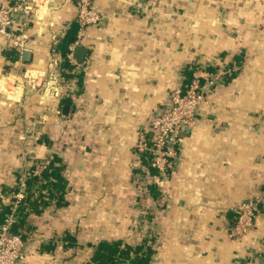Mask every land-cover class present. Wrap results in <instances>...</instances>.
<instances>
[{
  "label": "crops",
  "instance_id": "0c3cea01",
  "mask_svg": "<svg viewBox=\"0 0 264 264\" xmlns=\"http://www.w3.org/2000/svg\"><path fill=\"white\" fill-rule=\"evenodd\" d=\"M97 8L100 24L79 40L76 1L40 0L28 60L0 35V205L11 207L21 180L47 161L67 182L66 203L29 211L17 230L26 245L16 264H87L100 241L150 239L133 223L135 145L175 86L196 77L203 86L224 64L233 70L205 93L180 135L166 195L154 196L151 264H264V201L251 231L230 235L235 207L264 198V0H97ZM69 28L68 50L77 61L84 54L82 76L66 81L75 99L54 94Z\"/></svg>",
  "mask_w": 264,
  "mask_h": 264
},
{
  "label": "built area",
  "instance_id": "2783aa9c",
  "mask_svg": "<svg viewBox=\"0 0 264 264\" xmlns=\"http://www.w3.org/2000/svg\"><path fill=\"white\" fill-rule=\"evenodd\" d=\"M40 0H7V3L0 5V35L6 38L10 47L16 48L18 57L21 58L22 52L27 49V40L29 38V25L32 21L33 7L39 4ZM76 1V20L79 24V37H83L92 28L97 27L101 22V14L97 8V0H75ZM17 15L22 22V28L15 31L12 26L15 22L13 18ZM67 28L62 31V35L65 34ZM77 39V41H79ZM74 46V45H73ZM73 46L70 47V51L67 53L68 63L73 67L72 70L66 68L61 69V63L63 58L56 56L54 64L59 68L60 82H62L59 89H56L54 94L58 96H69L75 99L78 95L77 87L73 86L68 88L66 85L67 79L63 75V72L80 73L78 71L82 68V63H79L72 52ZM58 55V54H57ZM206 67L207 65H203ZM231 68L227 64L216 69L214 73H206L207 80L203 86L200 85L199 78H194L189 84L180 83L175 86L170 95L168 104L162 108L156 110L147 128V134L142 133L136 144L134 150V169L131 173V182L138 190V195L141 201H150V203L156 204V198L152 194V187H156L159 191L160 197L166 195V189L164 181L169 178L170 172L176 167L180 160V135L185 127L192 126L195 121V116L201 106L206 100L205 93L211 92L212 87L221 84L222 80L227 74L231 73ZM58 71V72H59ZM11 78L16 79L15 74L11 75ZM28 78L29 83L34 86V80L32 76ZM76 77H72L74 79ZM70 80V79H69ZM13 82H17L14 80ZM58 81L49 80L48 85H54ZM19 83V82H17ZM57 113L60 110L55 109ZM45 164V163H44ZM38 166L35 170L36 174H40L41 171L47 166ZM30 174V171H29ZM28 175L26 171L25 178ZM25 180H21L19 192L15 194V201L12 203L11 213H9L3 223L0 224V264H16L18 261L24 259V248L26 245V239L22 232L12 231L13 225L17 222V209L20 201L25 197ZM146 197V198H143ZM263 199H250L239 203L235 209L237 212V218L234 225L231 228L230 235L234 238H241L249 233L253 227V217ZM156 205L152 207L154 209V218L157 211ZM151 210V211H152ZM151 214V212H150ZM155 225V223H154ZM153 230V227H152ZM151 232L147 234L148 238L152 239L156 237ZM156 241V240H155ZM153 242L152 245L156 244ZM151 243V242H148ZM129 264V263H126Z\"/></svg>",
  "mask_w": 264,
  "mask_h": 264
},
{
  "label": "trees",
  "instance_id": "16d2710c",
  "mask_svg": "<svg viewBox=\"0 0 264 264\" xmlns=\"http://www.w3.org/2000/svg\"><path fill=\"white\" fill-rule=\"evenodd\" d=\"M68 31L64 41L60 44L61 53L65 57L61 63V69L72 70L73 67L68 63L67 53L69 51L68 45L75 40V34L71 32L70 28ZM8 51L12 50L8 49ZM7 57L10 59L15 58L9 54ZM79 74L69 71L63 73L66 79L76 76L81 77L82 75ZM188 80L189 76L186 82ZM66 184V179L61 175V167L56 166L53 162L48 164L39 175H29L25 179L26 195L20 201L17 209L18 222L13 225L12 231L17 232L21 228L29 211L40 214L53 201L57 206L66 203L64 197ZM156 192L157 188L152 187L154 196ZM11 207L0 205V223H3L7 215L11 213ZM153 242L154 238H144L141 243L135 245L126 244L122 240H103L96 245L93 256L87 264H151L155 253L152 247Z\"/></svg>",
  "mask_w": 264,
  "mask_h": 264
},
{
  "label": "rangeland",
  "instance_id": "374dc122",
  "mask_svg": "<svg viewBox=\"0 0 264 264\" xmlns=\"http://www.w3.org/2000/svg\"><path fill=\"white\" fill-rule=\"evenodd\" d=\"M133 187H134L133 189H134L135 196L138 197V199H136L135 202L133 203L134 211H136L135 215H137L136 216L137 220H133V221H135L133 223L138 225L137 228L141 229V231L144 230V232H146L147 234L149 232H151L153 235V234H155L154 231H156L155 225H154V223H156V221L152 219V217L154 218V213H155V212H153L154 209L152 210V207L155 204L150 203V201H145V199H144V201H141V199L138 196L140 194L138 187L136 188L134 185H133ZM143 198H146V197H143ZM160 208L161 207H156L155 211L159 210ZM150 212H151V214H150ZM136 225H135V227H136ZM152 227H153V230H152ZM139 243H141V242H139ZM157 244H158V242H157ZM155 246H157V245H155Z\"/></svg>",
  "mask_w": 264,
  "mask_h": 264
},
{
  "label": "water",
  "instance_id": "95a60500",
  "mask_svg": "<svg viewBox=\"0 0 264 264\" xmlns=\"http://www.w3.org/2000/svg\"><path fill=\"white\" fill-rule=\"evenodd\" d=\"M77 50L82 51V50H83V47L80 46V48H78ZM75 54H76V52H75ZM83 55H84V54L82 53V56L78 59V61H80V62L83 61ZM30 56H31V52H30V51H27V50L23 51V52H22V55H21V57H22L23 60H28V59H30ZM69 109H70V106H69L68 104H66V105L63 107L62 113H63L64 115H68V114H69Z\"/></svg>",
  "mask_w": 264,
  "mask_h": 264
}]
</instances>
